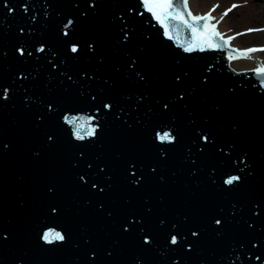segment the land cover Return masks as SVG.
<instances>
[{
    "label": "water",
    "instance_id": "obj_1",
    "mask_svg": "<svg viewBox=\"0 0 264 264\" xmlns=\"http://www.w3.org/2000/svg\"><path fill=\"white\" fill-rule=\"evenodd\" d=\"M216 30L187 52L143 0H0V264H264V61Z\"/></svg>",
    "mask_w": 264,
    "mask_h": 264
},
{
    "label": "snow or ice",
    "instance_id": "obj_2",
    "mask_svg": "<svg viewBox=\"0 0 264 264\" xmlns=\"http://www.w3.org/2000/svg\"><path fill=\"white\" fill-rule=\"evenodd\" d=\"M173 2H174V0H143V5L147 8V10L149 12H152L153 15H155L156 18L158 20H160L162 23H163L164 19H166V18H171L173 20L179 19V20L183 21V23L185 25H187V27L189 29H191V33H192L191 43L188 47H186L184 49L185 51L191 52L194 50V48H196L200 44H207L208 47H214L215 45H213V43H212L213 37L222 38V34L216 30V24H211V25L208 24V21L214 20L215 17H212L211 13H208L204 16L193 17V20H195V21H203L204 22V23L200 24L199 27L201 29H206V31H199L197 28L193 27L192 24L188 23V21L185 20L179 12H175L174 10L169 11ZM181 3L183 4V6L185 8H187L188 0H181ZM232 7L235 8V7H237V5H233ZM9 10L11 11V9H9ZM230 10L231 9H229V11ZM187 15L192 16V13L189 11L187 13ZM224 15H227V12H225ZM221 19H223V17H221ZM73 23L74 22L71 19H69L67 21V23L63 25L62 31H63V34L65 36H67L69 34L68 29L71 25H73ZM217 23H219V21H217ZM247 31H249V32L259 31V29H248ZM165 34L167 35V32ZM238 35H240V34H238ZM127 38H128L127 35H125L124 39H127ZM228 39L231 40V39H234V37H229ZM79 50L80 49H79L78 45L75 43H73L70 46V52H72L74 54H78ZM201 50H203V49H201ZM17 51L21 56H23L25 54L26 49L24 47H20L17 49ZM36 51L43 53L45 51V48H44V46L41 45V46L37 47ZM237 51H239V50H237ZM256 51H264V48H261V49H257V48L244 49V50H242V53L244 55H247L248 53H252V52H256ZM29 55H31V53H29ZM230 58H235V57H230ZM254 71L264 72V67L255 69ZM21 75H23V74H21ZM7 96H8V90L4 89L3 98H7ZM93 99H95V97H93ZM104 107L106 109H110L111 105L105 104ZM165 107H167V105H165ZM49 109L52 110L51 105H49ZM92 119L93 118L90 116H79V117L74 116L71 118H69L67 116L64 117V120L68 124L73 126L74 138L78 139V140L85 139V136H94L95 135L96 129L94 127H91V125H88V130L84 131L83 134H81L82 130H84L86 127V122H88ZM156 138L161 142L167 141L169 144L174 143L177 139V137L175 135H172L171 132H164L162 135L157 133ZM51 139H52V137H49V140H51ZM200 139L205 143H207L209 141V137L207 135H201ZM81 179L83 180L84 178L81 177ZM239 180H240L239 176L233 175L230 178H228L225 181V183L228 185H232L234 181H239ZM93 187H95V185H93ZM51 211L56 212L57 209L53 208ZM214 223L216 225H220L221 221L219 219H216L214 221ZM127 230H128V227L125 226V231H127ZM192 235L194 237H198L199 234L196 231H193ZM41 238L47 244H52L54 241H64L66 239L65 235H63L61 232L55 231L53 229H49V230L45 231ZM144 242L145 243H151V240L149 237L145 236ZM169 243L171 245H176L177 243H179L177 236L171 234L169 237Z\"/></svg>",
    "mask_w": 264,
    "mask_h": 264
},
{
    "label": "rangeland",
    "instance_id": "obj_3",
    "mask_svg": "<svg viewBox=\"0 0 264 264\" xmlns=\"http://www.w3.org/2000/svg\"><path fill=\"white\" fill-rule=\"evenodd\" d=\"M196 3L201 8L204 6L207 8L204 12L197 11L200 14L209 12V7H213L215 4L221 5L220 8L227 12L225 17L228 16L227 19L232 26L231 30H234L231 35L240 34L241 38L237 36L234 39H238L242 46L264 45V0H196ZM233 5H237V7L233 8ZM229 9L231 10L229 11ZM244 27L248 28L240 29ZM248 29H259V31L249 32Z\"/></svg>",
    "mask_w": 264,
    "mask_h": 264
},
{
    "label": "bare ground",
    "instance_id": "obj_4",
    "mask_svg": "<svg viewBox=\"0 0 264 264\" xmlns=\"http://www.w3.org/2000/svg\"><path fill=\"white\" fill-rule=\"evenodd\" d=\"M193 7L195 8L196 13H198L197 11H200V10L202 12L207 10V8H205V6H204V8L199 7L196 3V0H194ZM220 7H221V5L215 4L213 7H209V9H210L209 12L212 13V15L215 17L213 22L214 23L216 22L217 26L219 25V23H217V21L222 23V27H223V30L225 31V35L226 36L231 35V32L234 30H231L232 26L230 25L229 19H227L228 16L225 17V15H224L225 12ZM194 8H193V10H194ZM205 13H207V12H205ZM202 14H204V13H202ZM221 17H223V19H221ZM248 27H244V28H240V29L245 30ZM241 37L242 36H240L238 38H241ZM234 40H235L234 46L241 45V44H239L238 39H234ZM263 54H264V52L259 51L258 53L250 54V56L248 58H238V59H234V61L238 64V66H240L241 69H248L251 66H255V65H258L261 62H263L264 61V55Z\"/></svg>",
    "mask_w": 264,
    "mask_h": 264
}]
</instances>
